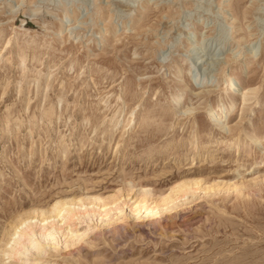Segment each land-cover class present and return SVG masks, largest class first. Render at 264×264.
<instances>
[{"label":"rangeland","instance_id":"obj_1","mask_svg":"<svg viewBox=\"0 0 264 264\" xmlns=\"http://www.w3.org/2000/svg\"><path fill=\"white\" fill-rule=\"evenodd\" d=\"M263 175L264 0H0V242L19 213L91 202L3 264H264ZM194 176L215 188L132 213Z\"/></svg>","mask_w":264,"mask_h":264},{"label":"bare ground","instance_id":"obj_2","mask_svg":"<svg viewBox=\"0 0 264 264\" xmlns=\"http://www.w3.org/2000/svg\"><path fill=\"white\" fill-rule=\"evenodd\" d=\"M9 42V41H8ZM8 42L5 44V46L8 44ZM23 59V58H22ZM26 77V75H25ZM35 79V78H34ZM231 82L229 83V85L226 87V90L225 91H228V92H232V91H236L239 86L237 85V80L235 78H231ZM234 95V94H233ZM174 97V96H173ZM235 98V97H234ZM247 97H244V99H246ZM181 100H182V95H176L174 97V103L175 104H179L181 103ZM173 105V104H172ZM257 105V104H256ZM249 106V105H248ZM235 102L234 100H230L228 102V104L224 105V104H218V108L220 110V112L218 111H214L211 116L213 117V120H216V121H220V117L223 116L224 114L226 113H229V112H233L235 110ZM181 108V107H180ZM213 109L210 108V111H212ZM46 112V111H45ZM44 112V113H45ZM48 113V112H47ZM132 113L133 111H131V115L128 119H126V125H129L130 123V120H131V116H132ZM234 113V112H233ZM50 116L52 117V115L50 114ZM8 117V116H7ZM113 119V118H111ZM114 121V120H113ZM115 121H116V117H115ZM224 125H221L220 127H223ZM240 132V131H239ZM238 133V132H237ZM231 137V136H230ZM225 138V137H224ZM248 138H249V141L250 143L252 144H255L258 142V135L255 133V132H252V133H249L248 134ZM237 142L238 141H231L229 145H237ZM255 149V148H254ZM255 152V151H254ZM264 176V175H263ZM260 178V177H259ZM203 179V178H202ZM201 178L199 177H193V178H185V179H180L178 180L173 186H172V189L168 192V193H165V194H161L159 195V197L157 199L154 200V203L153 205L151 206V204L147 205V194H148V191L147 190H144L143 191V196H141L142 198H140L141 200H139L137 206L132 210V213H136V214H139V212L141 211L142 208H145L146 210V213L147 215L149 216H152V215H156V214H160V212H164V211H167L169 210L170 208H172L174 206V201L177 199L178 200V195L176 196V192L178 191V193H186L188 191H192V190H198V189H202L203 191L204 190H208V189H214L215 186H216V183H215V186L213 185H207L205 184L204 185V182ZM264 179V178H263ZM263 179H262V183H263ZM257 180V179H256ZM207 181V180H206ZM251 182V181H250ZM253 182V180H252ZM255 182V181H254ZM222 183V182H221ZM224 183V182H223ZM222 183V184H223ZM227 183V182H226ZM231 183V182H230ZM259 183V182H258ZM213 184V183H212ZM225 184V183H224ZM229 184V182H228ZM221 185V184H220ZM256 185V183L254 184ZM219 185H217L218 187ZM253 186V185H252ZM234 188V191L236 190L238 193H241L242 192V189L245 188L243 183L241 184H230L227 186V189H231V188ZM226 188V187H225ZM247 188V187H246ZM221 189V188H220ZM219 190V188H218ZM227 190V191H228ZM233 190V189H232ZM253 190V189H252ZM176 191V192H175ZM213 191V190H212ZM224 191V190H223ZM206 192V191H205ZM211 192V191H210ZM209 192V193H210ZM230 192V190H229ZM250 192V191H249ZM163 193V192H162ZM177 193V194H178ZM206 194H208L206 192ZM245 194V193H244ZM209 195V194H208ZM240 195V194H239ZM247 195V194H246ZM119 198L116 196V198H114L111 202H106L102 205H96L97 208H98V211L100 213H103V210H100L101 209V206H106L108 204H111V203H114L115 205L117 204ZM176 200V201H177ZM91 202H88V203H85L83 201V198L82 197H79V198H68V199H60V200H57L55 203H54V206H52V208H49L47 210H41L40 211V217H39V213L36 214V209L34 210H30V211H27L26 212H22V213H19L17 214L13 220L11 221L10 223V227H11V230H7L8 231V237L7 238H3L1 239V242H0V264H3L2 263V255H7V256H13L14 254L16 253H19L21 252L20 251V248L18 247V243L21 241L20 240V237L22 234L24 233H27V232H32L33 229H35V227L37 225H41L42 227L40 228V233L44 234L45 236L49 237L50 236V233H49V230L50 228H52L53 226L56 227V223L54 222V220L56 218H58V215H63L66 219L67 218H71V213H76L75 209L71 207V205H81V206H84V209L83 211H80V209L78 210V212L80 214H85L87 212H89V209L87 207V204H89ZM177 205V204H175ZM55 206H59L58 209H54L53 207ZM117 206V205H116ZM118 208V206H117ZM91 210H94L93 209V205H92V208ZM39 211V209H38ZM37 211V212H38ZM178 213V212H177ZM33 219H35L34 221H32ZM158 219V218H157ZM50 220V222L53 224L50 226H47V227H44L45 224H43V221H46L48 222ZM155 226V225H154ZM57 228L59 230H63V226L62 224L60 225H57ZM5 232V230H4ZM7 233V232H6ZM70 234V233H69ZM73 234V233H72ZM85 234V232H80V233H76V234H73V236L71 237L72 238V241H75L76 239H80L82 238V236ZM76 236V237H74ZM9 244V248H7L6 246Z\"/></svg>","mask_w":264,"mask_h":264}]
</instances>
